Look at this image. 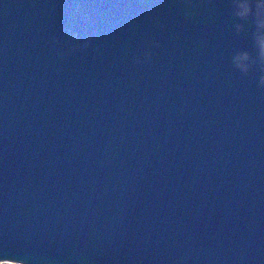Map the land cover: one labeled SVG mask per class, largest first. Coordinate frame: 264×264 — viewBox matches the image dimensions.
Instances as JSON below:
<instances>
[{
	"label": "water",
	"instance_id": "water-1",
	"mask_svg": "<svg viewBox=\"0 0 264 264\" xmlns=\"http://www.w3.org/2000/svg\"><path fill=\"white\" fill-rule=\"evenodd\" d=\"M0 263L264 264V0H0Z\"/></svg>",
	"mask_w": 264,
	"mask_h": 264
},
{
	"label": "trees",
	"instance_id": "trees-1",
	"mask_svg": "<svg viewBox=\"0 0 264 264\" xmlns=\"http://www.w3.org/2000/svg\"><path fill=\"white\" fill-rule=\"evenodd\" d=\"M2 264H6V263H2Z\"/></svg>",
	"mask_w": 264,
	"mask_h": 264
},
{
	"label": "rangeland",
	"instance_id": "rangeland-1",
	"mask_svg": "<svg viewBox=\"0 0 264 264\" xmlns=\"http://www.w3.org/2000/svg\"><path fill=\"white\" fill-rule=\"evenodd\" d=\"M0 264H2V263H0ZM7 264V263H6Z\"/></svg>",
	"mask_w": 264,
	"mask_h": 264
}]
</instances>
